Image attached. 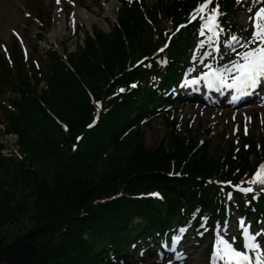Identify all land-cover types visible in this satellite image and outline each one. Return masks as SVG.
<instances>
[{
    "label": "trees",
    "instance_id": "trees-1",
    "mask_svg": "<svg viewBox=\"0 0 264 264\" xmlns=\"http://www.w3.org/2000/svg\"><path fill=\"white\" fill-rule=\"evenodd\" d=\"M192 5L190 0H156L151 7H145V15L153 20L158 14L175 20L179 16L178 10L186 12ZM224 9L231 11V2L226 1ZM117 23L108 34L94 30L93 39L86 35L84 48L68 56L69 66L56 52L49 51L50 61L43 66L45 91L37 94L35 76L32 83L25 74L18 77L13 91L17 90L21 97L12 102L17 114L9 112L6 119L10 132L18 138L21 152L25 149L29 152L34 143L39 144V131L44 134L47 129L42 128L44 121L39 123L42 118H48L47 121L56 127L59 139L57 148L50 141L45 147L44 143L40 144L41 152H46V147L48 152L50 148H53L51 152L54 149L62 151L58 147L63 139L60 128L47 116L45 104H52L53 110L58 108L66 120L83 132L90 120L91 109L85 87L96 98H103L115 85L126 84L138 74H124L123 70L129 60L151 51V29L137 7L121 8ZM182 41L180 37L172 45L170 57L173 60L179 57L176 48L182 47ZM13 50L17 51V47ZM3 71L11 78L9 70L4 68ZM17 73L19 76L18 70ZM175 75L171 65L164 85L167 86L169 78ZM155 101V95L149 89H139L122 100H112L109 103L112 108L94 129L85 131L77 150L61 153L53 168L54 183L51 186L42 185L35 173H29L22 164L15 163L12 158L5 159L0 153V166L10 162L17 174L32 179L33 191L27 192L29 197L25 196L18 207H29L25 201L34 197L32 207L44 214L37 217L39 223L33 230L29 229L6 244L0 240V264H110L103 258L105 253L97 251L96 245L102 240L113 242L114 250L120 253V248L130 242L133 233L144 235L168 227L170 219L179 216V208L185 202L190 208L196 203L208 208V198L214 193H210L212 188H203L199 181L213 175L231 178L234 174L235 179L251 169V158H258L254 143L248 153L240 150V173L235 174L236 162L230 156L233 147L228 144L226 152L222 153V136L216 140L205 136L199 145L200 126L196 130L185 126L180 133L181 130L168 119L163 122V133L151 145L146 141V132L153 129L152 122L134 127L121 138L127 127L137 125L147 104ZM32 124L41 126L34 128ZM261 151L264 152V139H261ZM224 163L228 168L225 172ZM172 168L181 171V178L167 177ZM154 189L162 192L164 204L130 198ZM120 193L123 194L121 197L112 199ZM105 199L107 201L100 203ZM28 212L25 216L31 222L35 212L33 209ZM18 215L9 201L0 199V230L15 224Z\"/></svg>",
    "mask_w": 264,
    "mask_h": 264
},
{
    "label": "rangeland",
    "instance_id": "rangeland-1",
    "mask_svg": "<svg viewBox=\"0 0 264 264\" xmlns=\"http://www.w3.org/2000/svg\"><path fill=\"white\" fill-rule=\"evenodd\" d=\"M74 1L78 5V12L87 11L95 19H102L104 21L105 26H103L104 29L103 31H107L109 25L113 23L115 18L116 6H118L116 0H106L103 5L101 3V0H74ZM41 2L42 1L40 0H0V42L13 43V39L9 34V29L10 28L17 29L24 36L26 44L30 50L31 57L37 59L38 62H40L43 65L45 62V58L42 55V49H46L52 46L51 44L53 42H56L58 44L59 42L66 41V38L69 39L70 37L68 31L65 30L63 25L60 31H59V26L58 28L53 26L45 28L46 33H45L44 41H39L37 40V38H35V35L38 34V30H37L38 26L33 22L32 19H25L23 16V12L24 11L29 12L32 14L33 17L34 8L38 10H42L43 12L49 11L50 5L47 6L46 4H42ZM147 3L151 4V0H147ZM107 8H109L110 14L106 12ZM235 17L243 26H245L244 15L241 13L239 9H237ZM105 20H108L109 24H107ZM92 24L95 25L94 22H92ZM78 28H80L81 31L82 30L87 31L88 25L84 21L81 22L79 21ZM68 41L70 42L71 46L72 43H75L76 45V44H80L81 42L80 40H77L76 37ZM57 50L60 52L59 48ZM2 84L3 82L0 80V102L4 100L6 97V93L4 92L6 88H3ZM42 87H43V83H40L35 88L37 94L41 93ZM84 91L86 95L89 94L88 92H91L89 88H85ZM90 104L91 103L89 98V105ZM45 108H46L47 116L55 124H58V121L61 122L58 125L63 139L61 142H59L58 147L62 151L60 150L61 152H59L58 149H54L51 152L53 148H50L48 152L46 147L45 149L46 152H41V148L38 147L40 144L44 143L43 145L45 147L46 142L50 141V143L54 144V146H56L57 148L56 141L59 139L58 137L59 133L56 127L52 123L47 121L48 118H44V119L42 118L40 119L39 123L42 124V122L44 121L42 124V128L44 129L46 127L47 129L44 130V134L43 131H39L40 133L38 132L39 144L34 143L33 147L30 148L29 152H27L26 149L25 151L22 152L20 151V149L16 150L18 152L16 156L14 155L13 150L18 149V138H16L15 135L13 134H9L10 133L9 128L0 125V144L5 147L3 151L0 153L5 159L12 158L13 160H15L14 161L15 163L19 162L20 164H22V168L27 170L29 173L30 172L35 173L36 176L35 175L34 176L36 177V179L42 182V185L51 186L54 183L53 168L57 160H59L60 155H62L61 153H68V152L71 153V146L72 143H74V139L76 138V136L80 134L84 135L85 133L81 131L79 132L78 131L79 129L74 127L72 123H70V121L66 120L65 115L61 113L58 108L53 110L52 104L48 106L47 104H45ZM49 108H51L52 110ZM92 110L93 107L90 109V111ZM214 114L216 113L208 112L202 115V117L198 115L197 119H195L194 121L195 122L193 126V128H195L194 130H196L197 127L199 128V126H201L202 128H206L210 122V119L213 120L218 119V115L212 117ZM0 118L2 119L1 113H0ZM152 124H153L152 125L153 129L151 131L147 130L146 132V141L150 145L155 143L158 137L163 133L162 131L163 124L161 118L154 120ZM37 126H41V125L32 124V127L34 128H37ZM217 129L218 130L222 129L224 132H227L229 127H225L223 121L221 120L220 125H218ZM25 130L27 131L28 128L25 127ZM262 133H264V128L260 127L258 123L256 125L253 124L252 134L258 137ZM218 135L219 134L216 133V135H214L213 140H216V138L218 139ZM227 144L228 143L224 142V140L220 143V146L223 148V151H225ZM10 155L11 157H9ZM16 176L17 178L14 179V177ZM30 191L31 192L33 191L32 179L28 178L25 175H20L19 173L17 174V170L12 168L10 162H6V164L0 166V199H6L7 201H9L17 215L21 210L20 214L17 217V222L15 224L11 226H6L0 230V240L4 244L12 242L15 237L25 234L29 229L33 230L35 226H37V224L39 223L37 217L44 216V214L41 211H38V208L32 207L34 205V203H32L34 202L33 200L34 197H31L29 201L28 200L25 201V204L29 205V207L23 208L24 210L21 209V207H18V204L25 196H28L27 192ZM28 209H33V211L35 212V217L31 222L27 221V218L25 216L29 213ZM50 219L51 218H49L48 220ZM200 249H197L196 252L199 253ZM197 262L201 263L198 258H197ZM197 262H195V260L193 261V263H197Z\"/></svg>",
    "mask_w": 264,
    "mask_h": 264
},
{
    "label": "snow or ice",
    "instance_id": "snow-or-ice-1",
    "mask_svg": "<svg viewBox=\"0 0 264 264\" xmlns=\"http://www.w3.org/2000/svg\"><path fill=\"white\" fill-rule=\"evenodd\" d=\"M60 2L61 0H56L57 5H59ZM212 3L213 0H203V2L198 3L197 7L193 9L192 13H190L188 23H192L197 19L201 21L199 29V35L201 36L205 34V30L211 32L213 36H217L219 32L225 31L219 24V17L223 15L219 9V4L217 3L214 8L210 11L208 10V5ZM237 3H240V0H237ZM256 3L264 5V0H256ZM60 11L61 9L57 8L58 14ZM248 11L252 13V15L248 17L250 28L245 29V31H250L251 34L243 37L233 34L229 37L228 41L225 42L226 46L232 51H235L237 47L244 48L246 51L237 53V56L239 57L238 60L230 61L229 64L224 65L222 69L216 70L227 73L235 71L236 75L231 77L232 83L228 84L227 87L234 88L241 94H246V90L254 88L261 79H264V6H261L256 10L249 8ZM74 17L75 14H72L71 22L73 25L76 23ZM184 27H186L185 24L177 26L176 32H179ZM175 34L176 33L173 32L170 36H168V39L170 40ZM203 45L204 42L200 41L197 47L201 48ZM167 46L168 45L166 43L164 48ZM164 48L159 49L158 52H163ZM216 50L218 51V49ZM210 55L211 53L207 51L203 53V57ZM203 57L201 58V62H203ZM193 59H196L195 55L193 56ZM240 61L243 62L241 63ZM140 63L142 64L143 61ZM205 67L210 68L211 66L205 65ZM200 78H203L209 87H212L217 81L221 85L224 84L223 77H217L215 72L211 74V78L209 77V73H203ZM200 78L192 80L186 79L184 84L195 85L199 82ZM136 86V84L131 85L133 88ZM119 91L123 92L124 89H120ZM97 105H99V102H97ZM89 127H91V125H89ZM236 131V129L233 130L234 133ZM244 133L245 135L248 134L247 125H245ZM247 147L248 146L245 145V148ZM226 183L230 184V182ZM247 183L251 185L264 186V162L257 167V170L252 174L251 180L247 181ZM233 187L245 194L254 192L253 187H241L240 185H234ZM260 191H264V187H261ZM152 195L158 194L154 193ZM228 196L229 199H231V193H229ZM239 225L246 238L244 245L245 248L256 250L259 247V245L255 243L256 236L249 233V228L245 225L244 220H240ZM257 235H259V233H257ZM174 239L179 238L177 237ZM213 256L220 261H225L226 264H242V262L249 260L248 255L235 250L232 245L219 234L213 245Z\"/></svg>",
    "mask_w": 264,
    "mask_h": 264
},
{
    "label": "bare ground",
    "instance_id": "bare-ground-1",
    "mask_svg": "<svg viewBox=\"0 0 264 264\" xmlns=\"http://www.w3.org/2000/svg\"><path fill=\"white\" fill-rule=\"evenodd\" d=\"M112 6V5H111ZM106 12L108 13V14H110L109 12V8H107L106 9ZM85 20V21H87L88 23H92L93 21H94V18L93 17H91L90 15H88V14H86L85 12H79V19L78 20ZM58 24L61 26V25H63V20H60L59 22H58Z\"/></svg>",
    "mask_w": 264,
    "mask_h": 264
}]
</instances>
